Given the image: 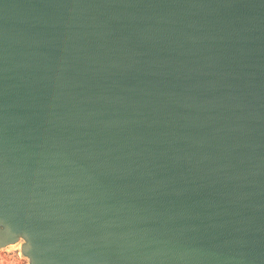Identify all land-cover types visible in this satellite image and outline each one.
Masks as SVG:
<instances>
[{
	"label": "water",
	"instance_id": "water-1",
	"mask_svg": "<svg viewBox=\"0 0 264 264\" xmlns=\"http://www.w3.org/2000/svg\"><path fill=\"white\" fill-rule=\"evenodd\" d=\"M9 246L264 264V0H0Z\"/></svg>",
	"mask_w": 264,
	"mask_h": 264
},
{
	"label": "rangeland",
	"instance_id": "rangeland-1",
	"mask_svg": "<svg viewBox=\"0 0 264 264\" xmlns=\"http://www.w3.org/2000/svg\"><path fill=\"white\" fill-rule=\"evenodd\" d=\"M0 264H28V260L20 254L19 246H9L0 249Z\"/></svg>",
	"mask_w": 264,
	"mask_h": 264
}]
</instances>
